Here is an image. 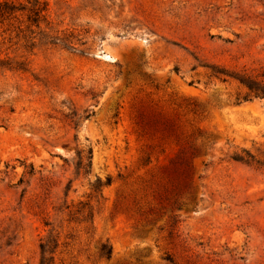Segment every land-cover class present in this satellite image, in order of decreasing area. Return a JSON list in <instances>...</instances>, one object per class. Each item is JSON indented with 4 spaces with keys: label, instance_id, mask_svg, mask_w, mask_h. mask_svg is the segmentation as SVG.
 Masks as SVG:
<instances>
[{
    "label": "rangeland",
    "instance_id": "obj_1",
    "mask_svg": "<svg viewBox=\"0 0 264 264\" xmlns=\"http://www.w3.org/2000/svg\"><path fill=\"white\" fill-rule=\"evenodd\" d=\"M7 1L0 264H264V0Z\"/></svg>",
    "mask_w": 264,
    "mask_h": 264
},
{
    "label": "trees",
    "instance_id": "obj_2",
    "mask_svg": "<svg viewBox=\"0 0 264 264\" xmlns=\"http://www.w3.org/2000/svg\"><path fill=\"white\" fill-rule=\"evenodd\" d=\"M28 7L15 5L13 2L4 1L0 2V24L8 23L12 20L18 21V19L24 18L23 21L18 22V28H21L22 25H25L23 29H19V34L21 33H28L30 32V28L35 27L36 29L39 27L41 21L44 20V13L46 12V5L40 4L38 2L28 3ZM9 66L10 64L0 61V66ZM216 74L225 75L230 77L239 84H241L246 89V94L243 97V100H250L253 98H264V69L261 70L260 74L253 77L247 74H240V75H228L225 72H216ZM198 132V131H197ZM91 158L92 152L88 151L87 156L85 158L86 163L82 164L80 161L77 164V170H83L85 173L89 172L91 166ZM246 158L251 160V157L246 154ZM234 161L249 164V161L244 159L243 157L236 156L233 158ZM111 184V179L106 178L103 185L99 181H96V189L101 188V186H109ZM181 190L178 192L180 193ZM176 193L175 196L180 195ZM85 205H82L81 209L77 212H81ZM92 215L90 212H87L86 216L84 217L83 221H91ZM51 241L47 240L44 243H41L39 246L40 249V260L39 264H53V258H48L47 255H50L54 252L57 248V243L51 245ZM98 255L100 258L105 260H109L111 257V247L103 244L100 246L98 250ZM170 263L172 261L168 258L167 259Z\"/></svg>",
    "mask_w": 264,
    "mask_h": 264
}]
</instances>
